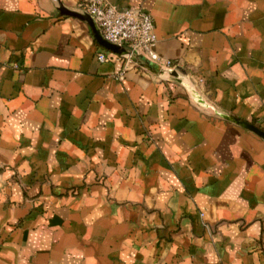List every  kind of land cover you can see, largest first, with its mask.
I'll return each mask as SVG.
<instances>
[{"label": "crops", "instance_id": "crops-1", "mask_svg": "<svg viewBox=\"0 0 264 264\" xmlns=\"http://www.w3.org/2000/svg\"><path fill=\"white\" fill-rule=\"evenodd\" d=\"M87 1L0 0V264H264V139L221 117L264 132V0H104L200 102L58 11Z\"/></svg>", "mask_w": 264, "mask_h": 264}, {"label": "built area", "instance_id": "built-area-1", "mask_svg": "<svg viewBox=\"0 0 264 264\" xmlns=\"http://www.w3.org/2000/svg\"><path fill=\"white\" fill-rule=\"evenodd\" d=\"M77 12L87 14L92 19L106 42L124 50L120 57L123 59L125 69L135 67L144 70L140 58L157 65L163 72L160 76L168 77L167 72L177 68L170 61L160 59L155 53L156 36L153 20L142 10L138 8L118 9L104 0H90L83 3ZM97 60L105 62L107 58L104 53H99ZM182 83L185 84L193 100L200 102L201 98L192 84L186 79H183ZM204 106L208 107L206 103Z\"/></svg>", "mask_w": 264, "mask_h": 264}, {"label": "water", "instance_id": "water-1", "mask_svg": "<svg viewBox=\"0 0 264 264\" xmlns=\"http://www.w3.org/2000/svg\"><path fill=\"white\" fill-rule=\"evenodd\" d=\"M58 11L62 16L72 17V18L85 21L89 25L96 42L106 51L116 54L118 56L124 53V50L121 47H117L115 45L109 44L101 37L99 30L97 29L92 19L87 14H81L77 11H70L66 9L61 3L58 4ZM140 60L142 61V64H141L142 67H144L145 69L149 70L152 73L158 74L159 76L163 74V72L159 69L157 65L145 59H142V58H140ZM167 75L169 78H171L176 83H182L183 79L188 78L186 71L182 70L180 67H177L175 70L168 71ZM221 117L255 134L256 136L264 139V132L258 129L257 127H255L254 125L243 122L229 115H221Z\"/></svg>", "mask_w": 264, "mask_h": 264}]
</instances>
